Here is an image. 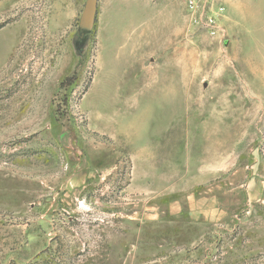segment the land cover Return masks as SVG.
<instances>
[{
  "label": "rangeland",
  "instance_id": "374dc122",
  "mask_svg": "<svg viewBox=\"0 0 264 264\" xmlns=\"http://www.w3.org/2000/svg\"><path fill=\"white\" fill-rule=\"evenodd\" d=\"M85 1L0 0V264H264V0Z\"/></svg>",
  "mask_w": 264,
  "mask_h": 264
},
{
  "label": "built area",
  "instance_id": "2783aa9c",
  "mask_svg": "<svg viewBox=\"0 0 264 264\" xmlns=\"http://www.w3.org/2000/svg\"><path fill=\"white\" fill-rule=\"evenodd\" d=\"M185 22L193 32L215 34L224 18L227 0H180Z\"/></svg>",
  "mask_w": 264,
  "mask_h": 264
},
{
  "label": "water",
  "instance_id": "95a60500",
  "mask_svg": "<svg viewBox=\"0 0 264 264\" xmlns=\"http://www.w3.org/2000/svg\"><path fill=\"white\" fill-rule=\"evenodd\" d=\"M97 2L98 0L85 1L74 36L75 45L78 49L86 44L94 31L97 18Z\"/></svg>",
  "mask_w": 264,
  "mask_h": 264
},
{
  "label": "crops",
  "instance_id": "0c3cea01",
  "mask_svg": "<svg viewBox=\"0 0 264 264\" xmlns=\"http://www.w3.org/2000/svg\"><path fill=\"white\" fill-rule=\"evenodd\" d=\"M239 1L238 0H227V5H228V9H229V13H227V15L225 16V18L229 21H231L233 19V16L231 15V12L236 11L239 8Z\"/></svg>",
  "mask_w": 264,
  "mask_h": 264
},
{
  "label": "trees",
  "instance_id": "16d2710c",
  "mask_svg": "<svg viewBox=\"0 0 264 264\" xmlns=\"http://www.w3.org/2000/svg\"><path fill=\"white\" fill-rule=\"evenodd\" d=\"M70 80H71V77H67V78H65L64 81L61 82L60 85H61V86H64V85L68 84V83L70 82Z\"/></svg>",
  "mask_w": 264,
  "mask_h": 264
}]
</instances>
